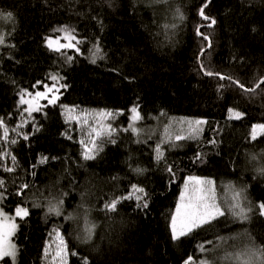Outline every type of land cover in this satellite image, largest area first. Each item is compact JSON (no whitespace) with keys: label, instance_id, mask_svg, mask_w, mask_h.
<instances>
[{"label":"trees","instance_id":"1","mask_svg":"<svg viewBox=\"0 0 264 264\" xmlns=\"http://www.w3.org/2000/svg\"><path fill=\"white\" fill-rule=\"evenodd\" d=\"M205 3L0 0V118L8 129L5 138L0 127V157L7 154L0 159L1 205L29 213L18 217L16 260L0 264H53L57 233L66 240L67 264L85 258L88 264H185L189 257L193 264H237L238 254L264 246V135L251 139L252 126L264 124V83L255 92L235 83L252 89L264 79V0H212L204 11L209 20L199 14ZM64 26L80 41L79 51L46 45ZM205 37L211 45L202 69ZM51 82L60 84L56 103L44 100L29 114L21 93ZM133 107L141 117L136 131L129 127ZM68 108L116 115L86 143ZM230 110L242 116L230 117ZM175 117L206 119L201 135L163 140ZM93 141L95 158L85 160V144L92 148ZM186 176L213 178L218 188L232 184L247 219L226 212L174 240L171 217ZM133 185L147 193L146 209L136 206L135 194L116 211L104 209L132 194ZM51 205L62 214L50 213ZM93 224L92 239L83 243Z\"/></svg>","mask_w":264,"mask_h":264},{"label":"snow or ice","instance_id":"2","mask_svg":"<svg viewBox=\"0 0 264 264\" xmlns=\"http://www.w3.org/2000/svg\"><path fill=\"white\" fill-rule=\"evenodd\" d=\"M210 2V0H206V3L200 8L199 14L201 17H203L205 20H209L210 18L204 14V8L207 7V3ZM177 13L179 14L180 18L183 19V14L179 12V9H177ZM11 13H8V16L11 17ZM211 23L215 24V20L211 19ZM57 32H63L65 35L63 37V40L66 41L65 43H61L60 39H54V38H47V46L49 49L55 52H61L62 49L67 48H76V44L73 43V41L76 40V37L73 34V31L70 30L67 26H64L63 28L56 29ZM202 35V34H201ZM207 39V37H205ZM80 41H76V43H79ZM4 43V38L0 36V44ZM97 46V51H98ZM76 51H79L78 48H76ZM63 54V53H61ZM68 60H71L72 57H67ZM95 63V59L92 61ZM208 75H212V73H207ZM219 75V74H217ZM221 79H231L230 77H224L220 76ZM51 79L53 81H56L58 78L56 76H52ZM40 82H38L39 84ZM243 91L245 92H255L256 88H259L260 83H264V79H262L255 88L249 89L246 88L244 85L239 84L238 81L235 82ZM66 87V86H64ZM45 88L48 91H52V89H49L47 85H45ZM30 95V94H29ZM36 97L38 98H47L45 95V92H36ZM57 97L53 96L51 99H49V103L55 104ZM20 104H29L30 107L27 109L29 111V114L33 111H40V106L37 104L36 106H31V102L28 100H25L23 98V95H21L20 98ZM131 112L133 113L132 119L133 121L139 120L141 117L139 115L138 109L136 107H133L131 109ZM101 117H115V113L112 112H101L99 113ZM235 118L239 119L242 116V113L235 112L233 113ZM195 125H200L204 123L203 121H193L190 122ZM0 127H3V134L4 137L7 138L8 135V129L6 126H4L3 119L0 118ZM129 127L136 131L134 125H129ZM127 130V129H125ZM194 131L196 129H193ZM112 132L111 126H108V135L110 136ZM264 135V124H257L252 128L251 131V139L255 140L257 138V135ZM96 135L99 136L100 132L97 131ZM27 139V136L24 137ZM71 138V137H69ZM177 140L183 139L181 136H176ZM83 143V141H80ZM110 142L115 143L114 140H111ZM12 143H15L13 140ZM96 148L95 141L92 142V148H86L84 152V159L85 160H92L95 158V155L92 154L93 149ZM7 154H5L4 157H0V159H4ZM162 158V153L160 151L159 145L156 148V159L159 161ZM199 157H197L198 159ZM12 160L15 161V157H12ZM47 160V157H44L41 160V163H44ZM6 171H12V168H6ZM136 172H142L141 169H135ZM168 171L171 173L172 169L171 167L168 168ZM264 172V169L261 170ZM4 181L0 180V186H3ZM215 182L211 179H202L199 177H193L190 176L187 178V180L184 182L183 191L180 193L179 201L177 203V206L175 208V212L171 217V232H172V238L174 240L179 239L182 236H186L192 231H194L197 228L202 227L205 224H209L211 221L216 220L218 217L225 216L226 212L237 217L240 219H247V216L245 214L244 209L241 207V192H234L233 196L231 197L232 201L234 203H229L227 208L221 207V204L218 203L217 197H216V191L214 187ZM21 190L26 189L28 187L27 184H23L20 186ZM132 194H129L126 197H119L117 199H113L112 201L104 204V209L107 211H116L118 203H120L123 199H132L133 195L135 194V199L137 200V207L138 208H144L146 209L148 207L147 200L144 198L147 196V193L145 190L141 187H138L136 185L132 186ZM17 195H22L21 192H17ZM3 198V194L0 193V199ZM141 200L144 202L141 204L139 203ZM63 201H60L59 204L62 205ZM260 214L264 216V203L259 204ZM50 213H54L55 215L59 216L62 214L61 207L58 205H51L48 209ZM28 209L23 207H17L15 210V216H18L20 218H23L27 216ZM0 215H3L2 212H0ZM67 219H72V217H66ZM7 219V218H6ZM16 225H11V229L8 231L0 230V260H3L5 257H10L13 260H15L16 256V247L15 245L9 243V237L14 234ZM95 225H90L85 228L84 232L85 234L83 237H81V241L83 243H87L92 239L93 232H94ZM57 240L59 241L57 245V252L56 256L60 258V264H67V245L64 242V238L57 233ZM200 250L206 251V249L201 246ZM75 255V253H73ZM55 258V257H54ZM231 258V257H226ZM235 259L237 260V264H264V246H256L255 248L249 249L245 253L238 254ZM84 264H88L87 258L84 259ZM185 264H193L192 257H189L188 260L185 261ZM201 264H209L208 261H201Z\"/></svg>","mask_w":264,"mask_h":264},{"label":"rangeland","instance_id":"3","mask_svg":"<svg viewBox=\"0 0 264 264\" xmlns=\"http://www.w3.org/2000/svg\"><path fill=\"white\" fill-rule=\"evenodd\" d=\"M64 35L65 34L63 32H60L59 34L48 35L46 37L45 43L47 45V38H49V37L54 38V39H60L61 43H65L66 41L63 40ZM76 40L73 41V43L76 44V48H79L78 44L76 43ZM45 85H47L49 89H52V91H48L45 88ZM59 88H60V84H58L57 82L45 83L43 85V88H38L37 90H34V91L27 90V91H24L23 93H21V95H23V98L25 100H28L31 102V106L34 107L37 104L39 106H42L44 103V100H47V102L49 103V99H51L53 96L57 97V99H58ZM36 92H45V95L47 98L36 97V95H35ZM21 95H20V98H21ZM57 99H56V101H57ZM25 105H26V110L29 109L30 105L29 104H25ZM27 112H29V111L27 110ZM101 112H112V113H114L113 111H103V110H97V111L81 110V111H78V110L71 109V108H68L66 110L67 115L69 117H71L72 120H75L76 122H78V125L81 128L82 133L85 135L84 140L86 141V143L94 140L97 137V135H96L97 131L101 132V131H103L104 128L107 129L106 125H107V123L111 117H107V118L101 117L99 115V113H101ZM235 112H236L235 110H230L229 116L235 118V116L233 115V113H235ZM132 116H133V113H131V118H132ZM197 120L203 121L204 123H202L200 125H195L193 123H190V122L197 121ZM137 121L138 120L133 121V119H132V123L135 127L137 126V124H136ZM205 122H206V119L193 118V117H175V118H172L170 120L169 125L167 126L166 130L163 132L164 133V139L163 140H168L170 138L176 139V136H181L183 138L184 137H194V138L199 137L203 131V127H204ZM255 125H257V124H254L252 126V128ZM193 129H196V130L194 131ZM85 147L90 148V146L88 144H85ZM188 177H190V176H186L184 182L187 180ZM193 177H199L202 179H211L215 182L214 187H215V191H216V197H217L218 203L221 204V207L226 208L229 203H234L233 201H231V197L233 196V192H237V191H236V188L232 184H230V183L225 184L221 188H218L217 183L213 178L202 177V176H193ZM183 186H184V183H183ZM182 191H183V187H182L181 192ZM1 200L2 199H0V212H2L3 215H0V230L8 231L11 229V225L15 224L16 225L15 232H16L17 228L19 226V222H20L18 220V216H15V212L10 213L6 209H4L3 206L1 205ZM178 201H179V199H178ZM178 201H177V203H178ZM20 207L27 208L25 206H20ZM15 232H14V234H15ZM14 234H12L9 237V243L15 245V247H16V256H15V260H16L17 254H18V247H17V244L14 240ZM55 238L56 239H54L52 244H51L53 250L55 249V252L52 253L51 259H52L53 264H60V258L56 256L57 245H58L59 241L57 240V236ZM64 242L66 244L65 239H64ZM11 260L15 261L12 258H11ZM187 260H188V258H187ZM192 261H193V257H192ZM0 263H1V260H0Z\"/></svg>","mask_w":264,"mask_h":264},{"label":"water","instance_id":"4","mask_svg":"<svg viewBox=\"0 0 264 264\" xmlns=\"http://www.w3.org/2000/svg\"><path fill=\"white\" fill-rule=\"evenodd\" d=\"M211 1H212V0H210V2L207 3V7H208L209 4L211 3ZM207 7L204 8V11H205V9H206ZM211 19H213V18H211ZM214 20H215V19H214ZM215 24H216V21H215ZM215 24H212V23H211V20H210V22H209V25H210V26H215ZM198 32L201 33V27L198 28ZM207 42H208L207 47L201 52V54H200V56H199V63H200V65H201V68H202V69H203V66H202V64H201V56H202V54H203V53H204V52L210 47V45H211V44H210V40H209V38H207Z\"/></svg>","mask_w":264,"mask_h":264}]
</instances>
